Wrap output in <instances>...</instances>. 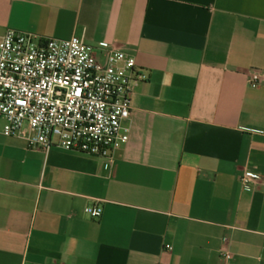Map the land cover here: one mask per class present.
<instances>
[{"label":"crops","instance_id":"obj_1","mask_svg":"<svg viewBox=\"0 0 264 264\" xmlns=\"http://www.w3.org/2000/svg\"><path fill=\"white\" fill-rule=\"evenodd\" d=\"M6 28L142 78L112 161L0 133V264H264V0H0Z\"/></svg>","mask_w":264,"mask_h":264},{"label":"built area","instance_id":"obj_2","mask_svg":"<svg viewBox=\"0 0 264 264\" xmlns=\"http://www.w3.org/2000/svg\"><path fill=\"white\" fill-rule=\"evenodd\" d=\"M134 62L132 54L114 47L100 58L76 35L6 28L0 33V133L44 152L57 147L112 161L128 139L130 93L142 78L134 73ZM263 80L264 69H252L246 81L255 87ZM238 179L249 188L259 176L245 169ZM101 211L97 204L83 208L94 218ZM221 256L231 258L228 252Z\"/></svg>","mask_w":264,"mask_h":264}]
</instances>
